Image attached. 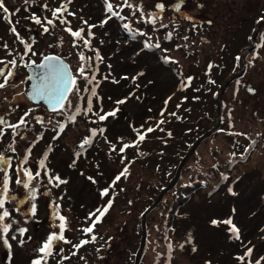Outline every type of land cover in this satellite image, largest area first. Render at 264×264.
Here are the masks:
<instances>
[{
  "label": "rangeland",
  "instance_id": "rangeland-1",
  "mask_svg": "<svg viewBox=\"0 0 264 264\" xmlns=\"http://www.w3.org/2000/svg\"><path fill=\"white\" fill-rule=\"evenodd\" d=\"M48 2L50 7L55 6L53 0ZM111 2L114 5L121 4V0ZM130 2L142 5L144 15L142 16L140 11L134 12L133 9L124 7L120 12L123 19L112 17L102 27L99 26L100 22L108 15L105 0H73L69 5V10L76 14L75 17H67L74 30L81 23L80 17L88 20L89 24L97 25L92 29L93 51L85 48L79 40L75 41L79 47H73L74 38L64 30L59 21H56L54 28L49 26V33H42L39 25L24 19L33 13L42 19L45 16L51 18V13L42 7L44 0H34L29 5H25L24 0H4L9 13L0 12V59L13 58L8 56L2 47L7 43L20 65L17 71L25 73L23 69L26 67L23 65L30 61L39 62L43 57L54 54L65 57L76 75L82 63L78 54L83 52L86 58H93L87 61L92 68L87 70L86 75H94L96 80L87 83L84 78H77L81 92L74 102L70 103V107L68 104V111L65 113H46L43 107L31 104L33 123L29 126L31 128L28 127L26 140L29 137L30 141L32 140L33 145L29 149L34 155L32 161H28L31 168L28 171L34 176L36 171H39L40 176L31 181L29 189L17 185V178L27 181V177L20 174L18 165L21 161H16L13 176L9 177V194L16 199L6 200L4 209L10 212V217L6 218L5 223H11L8 233L11 250L9 252L0 242V264H31V261L41 257L38 249L49 234L59 235L60 221L54 219L55 205H59L58 214L65 218L63 235L72 243L54 241L53 254L47 257V264H60L61 260L62 264H134L142 238L143 213L174 180L181 160L198 140L197 138L190 141V145L184 149L182 145L177 144L181 140L173 141L172 145L160 147L158 153H149L146 156L140 146L144 140H139L137 132L144 134L145 138L148 137L158 129L161 121L171 114L178 104L180 91L185 84L180 77L194 74L192 66L189 65L191 57L195 54L198 61L205 64L213 58H218V51L221 49L223 60L228 64L225 70L217 71L216 75L224 85L229 77L244 67L245 60L241 63V59L237 60L236 57H241L245 49L252 47L256 50L255 56L259 54L261 60L256 62L254 69L253 66L249 67L244 80L254 85L257 93L249 100L248 107L234 111L239 114L225 127V137L215 132L211 137L216 143L203 141L186 164L197 161L205 162L204 165L210 167L213 161L223 163L226 156L223 157L222 154L227 155L231 151L236 152L239 157L249 154V161L240 168L229 170L226 180L211 194L201 190L188 197L181 195L172 214L170 227L166 230L158 228L163 214H159L158 206L148 216L147 237L149 239L151 234L153 239H158L170 231L180 241V238L184 239L183 235H186L188 242L185 245V254L179 252L177 246L172 249L174 264H256L257 261L264 264V21L257 23L264 17V0H184L179 12L174 10L178 0ZM157 3H163L165 10L158 13L152 22L153 17L148 13L158 12L155 8ZM65 15L67 16L66 13ZM5 16L12 20V25H15L22 37L34 38L32 46L35 56L29 53L23 61L19 60V55L24 51L23 45L9 31L12 25L5 21ZM240 16L252 18L242 31L237 32L234 23L240 21ZM17 20L20 21L19 24H16ZM124 24L129 27L125 28ZM257 26L260 27L259 30ZM234 29L236 35L232 37L229 33ZM163 35L165 36L162 37ZM254 35L256 38L253 39ZM170 39L178 40L179 44L175 45ZM180 40H183L182 44L188 49L187 52L178 50V46H181ZM223 48L227 49L223 51ZM96 52L103 57L102 62L95 59ZM169 59H174L177 64L169 62ZM176 66L178 72L175 71ZM27 84L28 80L24 83V93ZM186 84L195 85L196 81ZM230 85L231 82L226 88V97L224 94L222 96V100L227 104V111L229 106L233 108L239 104L241 98L237 97L236 104H232L235 92L234 88H229ZM85 88L88 91H85ZM92 88H95L97 93L95 97H91ZM17 90V96L21 99L19 86L15 91ZM89 98L92 99V110H83L79 120L70 122L67 117L76 114L75 110L80 103L84 104L86 109ZM6 99L13 106L19 104L10 96ZM214 100V105L208 104L206 109L216 117V98ZM118 101L124 103H117ZM7 104L0 106L8 108ZM22 107L24 109V106ZM109 111H115V115L103 121L94 115H104ZM223 117L224 112L221 111V118ZM36 118H41L43 123H37ZM61 125L62 132L58 130ZM149 127H152L153 131L146 132ZM100 129H104L103 133ZM92 130H96V136L91 135ZM84 138H89L91 143L81 149L79 144ZM252 142L253 150L250 152ZM123 144L134 146L121 152ZM113 147L116 151H112ZM146 147L150 152L153 151L152 144ZM19 149L21 148L15 151L19 152ZM22 150H26L24 143ZM213 150L216 152L212 155ZM197 152L203 155H197ZM40 160H44L43 168L39 165ZM125 168L127 171L124 174V206L113 204L112 211L104 220L105 224H96L92 233L97 237L94 242H89L78 250L73 248V244L91 240V234L85 235L81 229L88 227L96 217H92V220L86 218L90 212L97 207L102 208L113 198L112 182ZM234 171L236 172L232 175ZM56 176L66 183L52 179L50 184L49 179ZM44 184L46 186L42 188L41 185ZM57 184L59 186H55ZM33 187L36 189V196L28 200L27 192ZM104 188H108L109 196L102 198L100 192ZM32 204L36 205L34 215L31 213ZM228 219L239 229V240L230 232V226L222 223ZM213 221L217 223L213 224ZM20 227L27 229L24 236L17 232ZM12 235L17 238L12 240ZM21 240L24 241L22 245ZM153 243L155 245V242ZM249 248L252 249V254L245 256ZM73 252L76 254L73 255ZM185 255L186 258L183 259ZM241 256H244L243 260L238 259ZM63 257L69 258L62 259ZM153 259L154 250L146 241L141 264H152Z\"/></svg>",
  "mask_w": 264,
  "mask_h": 264
},
{
  "label": "snow or ice",
  "instance_id": "snow-or-ice-1",
  "mask_svg": "<svg viewBox=\"0 0 264 264\" xmlns=\"http://www.w3.org/2000/svg\"><path fill=\"white\" fill-rule=\"evenodd\" d=\"M30 2H34V0H24L25 5H29ZM73 3V0H59L57 3V0H53V4H55L54 7H50L48 0H44V3L42 5L43 9L47 12L51 13V18H48L47 16L43 17V19L36 15L35 13L24 17V19H29L32 21V23L39 25L40 28L42 29V33H49L50 27L54 28L56 26V21H59V24L64 26V30L68 32L73 38H74V43L73 47H79L75 43V41L79 40L83 42V46L85 48H88L89 50H93L91 48V39L94 38V33L92 32V29L97 27L96 24H89L88 20L84 19L83 17H80V24H78L75 28V30L72 27L71 21L67 19L68 16L75 17V13L69 10V5ZM184 0H178V3L175 5L174 10L176 12H179L181 9V6L183 5ZM105 7H106V13L108 14L106 19L102 20L100 22V27H102L104 24L108 23V20L111 19L112 17H117L120 19H123V17L120 16V12H122L124 7L133 9V11H140L141 15H144L143 12V6L142 5H134L130 2V0H121L120 5H114L111 0H105ZM155 8L158 10L157 13H148L149 16L153 17L152 22H154L155 18L158 16V13H162L165 10V5L163 3H157L155 5ZM27 10V9H26ZM18 12L19 9H16ZM0 12L2 13H9V9L6 7L4 0H0ZM67 14V16L65 15ZM15 14V13H13ZM187 19H192L191 17H186ZM5 21L9 24L12 25V20L8 17H4ZM261 20H264V17H261ZM19 20L16 21V24H19ZM210 23V22H209ZM259 23V21H258ZM87 28V34L85 35V31ZM125 28H128L129 26L127 24L123 25ZM166 27V26H164ZM9 31L15 35L16 40L19 41L21 45H23V54L19 55V60L23 61L25 56H28L29 53L32 56H35L36 53L33 51V46H32V41L33 37L29 36L27 39L22 37L19 32H17V29L15 25H12L9 28ZM251 39V37H250ZM3 49L6 50L8 56H12L13 58L11 60H6V59H0V65H3V67H0V89H3L4 87L7 86L8 82L14 77L16 74V69L20 66L18 64V60L16 58V55L14 54L13 50L9 49V45L7 43H4L2 45ZM80 61H82L80 67L77 69L76 75H73L69 69L65 66L64 61L55 55H49L43 57V62L39 65H35V61H30L29 63L23 65L24 67H32L33 65L36 66V68L41 70V74L39 75L38 78V83H35L33 85V93L36 96H39L42 99L47 100L50 104L53 106V111L59 110L61 113L65 111V103L68 102V93L71 91L75 92H80L79 87H77V78L82 77L85 79L87 83H91L96 80V77L93 75L91 77H88L86 75V72L88 69L92 68V65L87 63V61L92 60V57H85L84 53L81 52L78 54ZM95 59L97 61L103 60V57L99 55L98 52L95 54ZM237 60H240L241 57L237 56ZM28 79H32V77H28ZM85 91H88L87 88L84 89ZM250 92H253L254 90L249 88L248 89ZM97 95L95 88L91 89V97H95ZM117 103H124V101H118ZM167 103V102H166ZM69 107L70 102H68ZM92 99L89 98L87 101V107L85 109L86 112H90L92 110ZM103 111V109H101ZM118 111V109H117ZM74 115H69L67 119L70 122H75L76 116L80 114V108L77 107L75 110ZM163 115V113H161ZM29 115V113H25L24 115L20 116L18 118V121L15 123H10L5 116L0 115V138L3 137L5 134L4 129L9 128L12 129V135L13 137L17 135H21L20 130L23 126L24 129H27L28 122L26 117ZM94 115L98 116L99 120L103 121L106 120L109 116H114L115 111H109L105 113L104 115H100L99 113H94ZM37 123H43L41 118H36ZM95 122V121H93ZM162 123V121H161ZM59 131H63V125H61L58 129ZM104 129H100V132L103 133ZM146 132H151L153 131L152 127H149L148 129L145 130ZM96 130L91 131L92 136H96ZM137 135L139 137V140H144L145 135L141 134L139 131L137 132ZM169 135H171L169 133ZM24 137L21 135V139ZM91 143L89 138H84L82 143L79 144V148L84 149L86 145H89ZM134 146V145H129V144H123L120 151L123 152L126 148ZM13 151L15 149L13 148ZM112 151H116L115 147H113ZM29 155H30V149H29ZM47 157L45 156L44 159ZM25 162L27 160V157L24 158ZM11 165V158H6L2 152H0V172L4 173L2 177H0V242L3 243L5 247L9 249V252L11 250V244L9 243L8 239V233L11 228V223H5L6 218L10 217V212L5 209V201L6 200H15L16 197L13 195L9 194V184H10V179L7 173V167L5 166H10ZM39 165L41 168L44 167V160H40ZM24 176L27 177V181L21 180L17 178L15 180V183L17 185H21L24 189H29L31 181L37 177L40 176V172L36 171L35 176L31 171L24 170L22 169ZM127 169L125 168L120 174L116 175L113 180V185L115 182L119 181L121 179V176H123L126 173ZM17 176L19 177V173H17ZM52 179H55L59 183H66V181L61 180L58 176L49 179V183H52ZM89 179H92L89 177ZM93 183L95 181L93 180ZM59 186V184L55 185ZM101 197H106L109 196V190L108 188H104L100 192ZM36 196V189L33 187L27 192V199L31 200L34 199ZM23 201H20L22 203ZM54 204V202H53ZM112 206V200L109 199L107 203L101 208L97 207L94 211L90 212L88 217L86 218L87 220H92V217H96L95 220H92V223L86 227L81 229V231L85 235H90L91 234V240H82L80 241L79 244H73V248L79 249L83 245L89 243V242H94L97 237L92 234L94 232V228L97 223L101 222V218L107 213V211L111 208ZM58 209L59 205H55V208L53 211L56 213L54 216V219H58L60 221L58 228H59V235L55 233L49 234L47 237L46 241L42 244V246L38 249V252L41 254V257L39 259H34L31 261V264H47V257L51 256L53 254L52 248H53V242L54 241H63L66 244L72 243L71 241L67 240L63 233L65 231V218L62 215L58 214ZM19 209H17L18 211ZM36 210V205L32 204L31 205V213L34 215ZM98 214V215H97ZM14 222V221H13ZM217 221H213V224H216ZM222 223L227 224L230 226V232L234 234V238L239 240L240 239V234H239V229L237 228L236 225L232 223L231 219L225 220ZM17 232L20 236H24V234L27 232L26 228L20 227L17 229ZM17 237L16 235H12L11 239L15 240ZM30 239V238H29ZM24 243L23 240L20 241V244L22 245ZM171 247V245H169ZM61 252L63 249L60 250ZM59 253H57L58 255ZM73 255L76 253L73 252ZM252 254V249H248L247 252L245 253V256H251ZM69 257H63L62 259H68ZM238 259L243 260L244 256L239 257ZM264 259V258H262ZM62 264V260L60 262ZM256 264H259V261L256 262Z\"/></svg>",
  "mask_w": 264,
  "mask_h": 264
},
{
  "label": "trees",
  "instance_id": "trees-1",
  "mask_svg": "<svg viewBox=\"0 0 264 264\" xmlns=\"http://www.w3.org/2000/svg\"><path fill=\"white\" fill-rule=\"evenodd\" d=\"M252 18V17H250ZM250 18H244L240 16V21L235 22L234 24L237 26V32L242 31L245 25L247 24L248 20ZM262 21V20H261ZM259 20V23L261 22ZM258 23V22H257ZM233 31H230L229 35L235 36ZM166 34V33H164ZM228 35V36H229ZM240 35V33H238ZM163 35L162 37H164ZM224 38V35H223ZM175 43V45H178V40L176 39H170ZM166 41V40H165ZM183 40H180V47L178 50L182 52H187L188 49L184 47L182 43ZM186 42V41H185ZM263 43V42H262ZM230 46V44L227 46V48ZM223 48L222 50L225 51ZM262 45V49H263ZM254 47L251 49H245L243 51V55L241 54V63L242 60H245V64H241L244 66V71L240 76L235 78L233 81H231V85L229 88H234V95L235 97L232 100V104H236L237 97H241L239 100V104L233 106H229V109L227 111V104L224 100H222V108L221 111L224 112V117L221 118V122L218 125L215 132L219 134V136L225 137V134L227 133L225 131V127L229 124H231L234 119L236 118V115L238 116L239 113L237 108L240 109L243 107V110L248 107L249 100L251 97L257 93V89L254 88V85L252 86L250 83H247L244 78L246 77V71L249 69L250 66H253V69L256 67V62L260 61L261 58H259V54L255 56L257 53ZM255 52V53H254ZM223 52L221 49L218 51V58H213V60L208 61L205 64H201L198 61V58H196V54L191 57L192 60L190 61L191 64L189 66H192L193 73L190 76H186L183 78L180 77V80H184L185 84L191 81H196L195 85H185L181 89L180 97L178 100V104L175 105V108L171 112V114L168 116L166 120H164L162 123H160L158 129L146 137L142 143L141 148L146 152V156L149 153H155L159 152L158 150L160 147L165 145H172L173 141H179L180 143H177L178 145H182L183 149L186 146L190 145V141L194 139H199L202 135L207 133L210 129H212L217 124V118L212 115V112L210 110L207 111V105L212 104L214 105L216 98L219 92L221 91L223 85L219 82L218 77L216 75L217 71L225 70L227 64L223 60ZM252 53H254L253 59H252ZM226 54V53H225ZM221 58V60H219ZM259 58V59H258ZM169 62H172L174 64H177V61L174 59H169ZM221 61V62H220ZM239 64V63H238ZM238 64L236 67L238 68ZM264 69V66H262ZM242 69V68H241ZM240 69V70H241ZM175 71L178 72L177 66L175 67ZM199 72V73H198ZM199 75L201 77H199ZM234 75V74H233ZM80 78V77H78ZM79 79H77V87ZM222 86H221V85ZM251 88L254 91L250 92L248 89ZM81 92V91H80ZM80 92H73L69 102H74L76 96ZM218 93V94H217ZM217 96L215 97V95ZM227 95V89L225 90L224 97ZM68 106V103H67ZM67 106L65 107V112ZM80 108V114L78 117H76V120H79V117H81V114L83 110H85L84 104H79L77 106ZM55 114H61L55 113ZM230 118V119H229ZM214 132V133H215ZM169 133L171 135H169ZM263 133V131L261 132ZM240 135V134H238ZM200 136V137H199ZM187 138L188 142L185 143V138ZM252 138V137H251ZM212 141L216 143L215 139L213 137H208L206 140H204V143L207 141ZM250 140V139H249ZM197 142V141H196ZM152 144L153 151H149L146 146H150ZM176 144V145H177ZM242 144V143H241ZM250 146V152L253 150V142ZM195 145V144H194ZM219 148V146H216ZM192 149V148H191ZM190 149V150H191ZM164 151V149H162ZM216 152V150L212 151V155ZM156 153V154H157ZM165 153V152H164ZM201 153L197 152V155ZM203 155V154H201ZM223 157H225V161L223 163H216L215 161L212 162L210 167H206L203 163L194 162V163H188L184 167L182 171V177H180V180L178 182V185H176L171 191H169L166 195V197L163 199V201L160 203L158 209L159 214L162 212V219L160 220V223H158L159 230H166L168 227H170V220L172 217V214L175 212L176 204H179V201L181 199V195L185 194L187 197L188 195L195 194L197 191H205L206 194H211L212 192L216 191L219 185H221L226 178L228 177L227 173L229 170L234 169V167L240 168L243 165H246L247 161H249V154L239 157L236 152L231 151L230 153L222 154ZM163 156V155H160ZM236 171L232 173L235 174ZM187 176V177H186ZM113 198L112 205H123L124 206V175L121 177L119 181H117L113 186ZM184 191V192H182ZM195 197V196H194ZM111 208L107 211L105 217L101 220L99 225L104 223V220L107 218L108 214L112 211ZM157 209V210H158ZM105 224V223H104ZM157 231V230H156ZM174 234V233H173ZM173 234L169 232H165L162 237H159L158 239H153V236L149 234V239L147 237V242L150 245L151 249L154 250V259L152 261V264H174L175 259L172 258V249L173 247L177 246V250L185 254V245H187L188 237L186 235H183L184 239L175 238ZM176 241L178 243H176ZM155 242V245L154 243ZM171 245V247H169ZM186 258V255L183 257V259Z\"/></svg>",
  "mask_w": 264,
  "mask_h": 264
},
{
  "label": "flooded vegetation",
  "instance_id": "flooded-vegetation-1",
  "mask_svg": "<svg viewBox=\"0 0 264 264\" xmlns=\"http://www.w3.org/2000/svg\"><path fill=\"white\" fill-rule=\"evenodd\" d=\"M61 57L64 58L65 60H67L65 57H63V56H61ZM23 70L25 71V73L22 71L16 70V74L14 75L13 80H10L6 87H4L3 89H0V105L1 104L4 105L7 103L9 104V105L7 104V106H6L8 108H4V107L0 106V115L5 116V118L10 123H15L18 121V118L20 116L24 115L26 112L29 113V115L26 117L27 122H28L27 129H24L22 126V128L20 130H17V131L21 132V135L25 138V140H24V138L21 139V135H17L15 137H13L12 129H9V128L4 129L5 134L3 135L2 138H0V152H2L6 158H9V157L11 158V165L5 166V167H7V173H8L9 177L13 176V173H14L16 166H17V163H16L17 160L21 161V163L18 165V168L21 172L20 173L21 175H24L22 169L30 170L31 168H29L28 161H30V160L32 161V158L34 155V153L33 154L30 153V155H29L28 149L31 148V145H33V142H32V140L30 141V137H29V139L26 140V137L28 136V132H29L28 127L32 126V123H33L32 117H31L32 105L35 107H38V106L34 105L27 97V87L29 84H27L25 93L23 91L25 81L28 80V82L30 83V81L28 79L29 76H28V72H27V67ZM18 86H19V91L22 93L21 99L17 96L19 93L18 90L15 91L16 88H18ZM21 86H22V89H21ZM7 96H10L11 99H13L14 101H16L19 104H17L16 106H13V104H11L9 102V100L6 99ZM22 106H24V109H22L23 108ZM40 107H43L44 111L46 113L48 112V110L44 106L40 105ZM52 114H55V113H52ZM29 128H31V127H29ZM37 134H36V136H37ZM23 143H24V147L26 150H22ZM27 144H29V146H27ZM13 148L15 150L18 148H21V149H19V152H16V151H13ZM25 157H27L26 162L24 159ZM3 175H4V173L0 172V177H2ZM41 186H42V188H44L46 185L44 184ZM41 191H43V189H41Z\"/></svg>",
  "mask_w": 264,
  "mask_h": 264
},
{
  "label": "water",
  "instance_id": "water-1",
  "mask_svg": "<svg viewBox=\"0 0 264 264\" xmlns=\"http://www.w3.org/2000/svg\"><path fill=\"white\" fill-rule=\"evenodd\" d=\"M264 20H262L261 22H263ZM260 26V25H259ZM259 26H257V30H259ZM256 38V36H253V39ZM49 55H54V54H49ZM47 55V56H49ZM58 56V55H55ZM60 57V56H58ZM63 61L65 66L69 69V71L74 75L71 66L68 64V62L66 60H64V58L60 57ZM43 62V58L39 61V62H35V65H39ZM33 65L32 67H27V72H28V76L32 77V79H29L30 83L27 87V97L28 99L37 106H44L48 112L50 113H58L60 112L59 110L53 111V106L52 104H50L47 100L40 98L39 96H36L33 93V85L35 83H38V78L39 75L41 74V70L36 68V66ZM243 68L241 69V71L235 73L234 75H232L231 77H229V79L224 83L221 91L218 94L217 97V108H216V118H217V124L210 129L207 133H205L204 135H202L197 142L195 143V145L192 147V149L184 156V158L181 160V163L178 167V170L176 172L175 178L174 180L167 185L163 191L160 193L159 197L145 210V212L142 215V221H141V227H142V238H141V243H140V247L137 251L136 257H135V262L134 264H141L143 255H144V250H145V246H146V241H147V219L149 214L155 210L160 203L163 201L164 197L166 196V194L171 191L179 182L182 171L184 169V166L186 164V162L188 161V159L197 151V149L199 148V146L202 144V142L204 140H206L208 137L212 136L216 130V128L218 127V125L221 122V108H222V96L227 88V86L230 84L231 81H233L235 78H237L238 76H240L243 72ZM73 91L68 93V101L72 95ZM68 102L65 103V106L67 105Z\"/></svg>",
  "mask_w": 264,
  "mask_h": 264
}]
</instances>
